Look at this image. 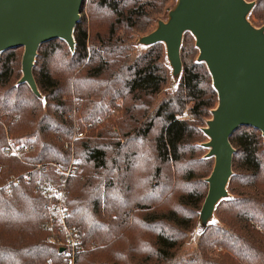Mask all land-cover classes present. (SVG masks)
Wrapping results in <instances>:
<instances>
[{
    "label": "trees",
    "instance_id": "16d2710c",
    "mask_svg": "<svg viewBox=\"0 0 264 264\" xmlns=\"http://www.w3.org/2000/svg\"><path fill=\"white\" fill-rule=\"evenodd\" d=\"M176 2L89 0L87 18L85 0L75 50L59 38L39 49L33 72L41 97L19 83L23 47L0 54V182H9L0 190V264L63 260L47 241L48 200L37 185L58 180L54 165H71L65 143L79 123L68 118L74 105L81 120L97 121L119 99L125 106L117 131L108 120L99 135L76 141L69 223L95 246L76 264H264V137L252 126H240L230 138V195L218 204L217 221L199 234L193 252L183 250L214 167L203 146V122L218 94L207 65L186 56L183 38L180 84L156 100L170 80L164 43L139 55L133 49L136 34L153 31ZM250 20L261 26L264 0H257ZM8 138L29 149L16 156Z\"/></svg>",
    "mask_w": 264,
    "mask_h": 264
},
{
    "label": "water",
    "instance_id": "95a60500",
    "mask_svg": "<svg viewBox=\"0 0 264 264\" xmlns=\"http://www.w3.org/2000/svg\"><path fill=\"white\" fill-rule=\"evenodd\" d=\"M85 0H0V54L23 47L19 83H27L39 97L34 66L41 45L65 40L75 50L74 32ZM255 6L247 0H177L167 21L140 37L139 44L164 43L174 77H180L181 48L186 32L194 35L218 94V105L203 128L209 140L203 146L214 157L206 179L209 189L200 211V231L213 222L218 204L229 197L235 148L230 138L243 125L259 129L264 137V26L250 20ZM198 225V224H197ZM63 249H60L62 251Z\"/></svg>",
    "mask_w": 264,
    "mask_h": 264
},
{
    "label": "built area",
    "instance_id": "2783aa9c",
    "mask_svg": "<svg viewBox=\"0 0 264 264\" xmlns=\"http://www.w3.org/2000/svg\"><path fill=\"white\" fill-rule=\"evenodd\" d=\"M83 129L77 125L75 132V139H80L84 136ZM20 147V148H19ZM15 146L14 143L8 138V151L13 152L16 156L20 157V150H28V147ZM65 147L71 150L74 149V141H67ZM43 164H38L37 168H43ZM3 165H0V174ZM56 172L59 175L57 181L42 180L38 183L37 188L40 189L48 200V217L46 226L50 231L47 241L56 244L61 251L63 260L55 261L49 260L50 264H76L77 257L95 246L86 243L80 231L69 223V211L66 206V198L68 195V181L71 175L74 174L73 167L62 168L56 165ZM15 179V182H18ZM8 183L0 182V190L7 188Z\"/></svg>",
    "mask_w": 264,
    "mask_h": 264
},
{
    "label": "rangeland",
    "instance_id": "374dc122",
    "mask_svg": "<svg viewBox=\"0 0 264 264\" xmlns=\"http://www.w3.org/2000/svg\"><path fill=\"white\" fill-rule=\"evenodd\" d=\"M253 1L255 2V5H256L257 0H253ZM88 2H89V0H86V4H85L86 6L84 8V15H86L87 18H89V12H88L89 11V4H88ZM168 18H169V12H167V11H165L164 15L160 16V19L165 20V21H167ZM252 20H253V18H252ZM157 24H158V22L156 21L153 28H156ZM260 25L264 26V21H262L260 23ZM144 34H146V33H144ZM141 35H143V34L137 33L135 36L134 42H133L134 43L133 49H134V52L136 55H139L140 53L145 52L149 47V46L139 44V39H140ZM184 38H185L184 44H185L186 56L190 60L197 61L200 51L196 47V40H195L194 35L191 33H187ZM163 46H164V52H165V64L169 70L170 80H169V83L167 84V86L165 87V89L163 90V93L158 95L156 97V100L158 99V97L162 98L167 94L173 93L178 88V86L180 84L179 77L178 78L174 77L172 74V68H171L169 61H168V58H167L165 44H163ZM21 53L23 56L24 48L21 50ZM163 59H164V57H163ZM21 74H22V71H21ZM74 101H75V99H74ZM124 106H125V104H123V100L119 99L117 101V103L115 104V106L112 107V109H111L110 113L107 115V117L99 119L97 121L93 120L94 121L93 122V121L81 120L82 110L78 108L77 104H75L74 107L71 109V111L68 113V118H74L75 120L79 121V123L76 121H74V123H75V125L78 124L82 127V129L85 133H84V136H82L80 139H84V138H88L90 136H93V134L99 135L101 133L102 129L104 128L106 121H108V120L111 121V128L114 131H117L119 129V124L121 123V120H122L121 118L123 116ZM184 116H187V114L185 113ZM211 118H212V113L210 112L209 115L205 118V120L203 122L204 126L207 125V120H209ZM80 122H81V124H80ZM204 140L208 141L209 137L205 136ZM69 141H74V149L71 150V163H70L71 165H69V167H73L74 163H77V161H78V158L75 154V151H76L75 146H76V141H77V139H75V135H73ZM204 149H205V152H208V150H209L208 148H204ZM212 159H213V165H214L215 159H214V157ZM50 164L53 165L52 162ZM69 167H67V168H69ZM62 168H63V166H62ZM54 169H55V171H57L55 165H54ZM213 221H217L216 216H215ZM200 227H201L200 223H198L197 227L192 231L189 240L186 242V245L184 246V249H183L184 252L190 254L191 252H193L196 249L198 237H199V234L201 233ZM218 249L222 250L221 248H218Z\"/></svg>",
    "mask_w": 264,
    "mask_h": 264
}]
</instances>
